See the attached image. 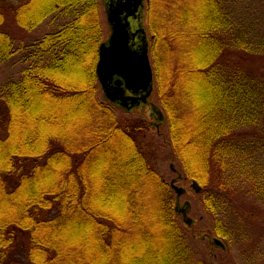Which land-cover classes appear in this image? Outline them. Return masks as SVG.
Here are the masks:
<instances>
[{"label": "trees", "instance_id": "1", "mask_svg": "<svg viewBox=\"0 0 264 264\" xmlns=\"http://www.w3.org/2000/svg\"><path fill=\"white\" fill-rule=\"evenodd\" d=\"M4 1L0 68L16 56L22 68L0 81V250L17 228L28 234L29 264H208L194 261L176 195L154 167L151 121L121 123L97 100L98 1ZM7 12L24 31L56 26L16 46L3 29ZM147 16L170 146L201 188L214 236L228 243L224 216L245 212L237 196L264 204V145L237 134L263 112L264 86L231 59L259 41L248 40L231 0H147Z\"/></svg>", "mask_w": 264, "mask_h": 264}, {"label": "rangeland", "instance_id": "2", "mask_svg": "<svg viewBox=\"0 0 264 264\" xmlns=\"http://www.w3.org/2000/svg\"><path fill=\"white\" fill-rule=\"evenodd\" d=\"M21 1L22 0H5L4 2L8 5H16ZM97 1L102 25V42H104L109 35V30L105 21L102 0ZM144 1L143 22L148 41H150L152 38L148 28L147 0ZM231 1L234 18L238 24L242 25L248 40H251L250 37H252V39L259 41L258 47L250 51L252 54L232 50L231 59L234 61L239 60L242 66L249 69L250 73L257 81L264 86V0ZM55 26V24L53 27L52 24L45 23L34 31H24L16 25L11 13L7 12L3 29L13 38L16 46H22L39 38L44 33L53 30ZM149 58L152 65L151 53L149 54ZM21 68L22 63L20 64V58L17 56L12 58L8 64L0 68V81L5 80V82H7L9 79L15 80L19 78V71ZM3 83V81L0 82V85ZM96 87L97 100L104 105H108L115 118L121 123L125 122L128 124L137 120H140V122H147L149 120L153 124L154 128L149 125V129L145 136L146 139H153L155 143L160 146V148H156L154 153L155 160L153 163L156 172L159 177L168 184L172 179H176V185L185 190V194L178 199L180 206H183L185 202L190 204L188 216L193 222L190 226V230L186 229V231L190 238L193 239L192 247L194 249V261L203 260L208 264H264V204L256 197H251L249 198V200H251V205L248 206L249 202H245V200H242L238 195L237 198L239 200L237 203L239 205L237 204V206L239 208L242 207L245 212H238V210L234 208L229 211L223 219V222L228 227L232 226L234 228L230 234L232 235L231 239H229L227 243V241H222L215 237L214 227L209 215L205 211L201 194L195 193L191 188V181L185 176L180 161L177 160L173 154L170 146V134L167 124L168 116L165 114L161 103L158 101L155 91L152 95L151 102L158 106L165 116L164 123L159 125V127H157L159 122L155 121L153 116L148 113L147 109L145 114H141L140 112H125L104 101L97 83ZM55 110H57V108L48 107L43 111L54 114ZM59 114L65 116L64 113ZM70 114L71 112L67 114V116ZM238 133L244 138H248V141L252 143L264 145V110L253 119L252 126H249L246 130L241 129L237 134ZM171 164L174 166L175 171L170 169ZM243 188L244 190L246 189V184L243 185ZM240 195L242 196L241 193ZM173 197L175 199V195H173ZM111 204H113V202H110V205ZM178 221L182 225L180 217H178ZM73 233L80 235V231L78 230L73 231ZM6 234L10 237L11 244L6 249L0 250V259L6 258L5 253H8L7 259L9 262L6 264H29L25 256L29 246L28 234L17 228L8 229ZM214 238L221 240L225 244V248L215 245L212 242ZM138 254L140 255L141 253H136L135 255L138 256Z\"/></svg>", "mask_w": 264, "mask_h": 264}, {"label": "water", "instance_id": "3", "mask_svg": "<svg viewBox=\"0 0 264 264\" xmlns=\"http://www.w3.org/2000/svg\"><path fill=\"white\" fill-rule=\"evenodd\" d=\"M105 21L109 35L98 47V61L95 75L103 98L111 105L128 113L146 109L159 125L164 123L161 109L151 102L154 90V75L149 58V41L144 27V0H102ZM170 169L175 171L171 164ZM180 177V176H179ZM176 179L169 185L176 195L175 212L182 223L190 228L192 219L188 216L190 204L180 206L178 199L185 194L178 187ZM195 193L200 186L191 182ZM215 245L221 246L214 239Z\"/></svg>", "mask_w": 264, "mask_h": 264}]
</instances>
